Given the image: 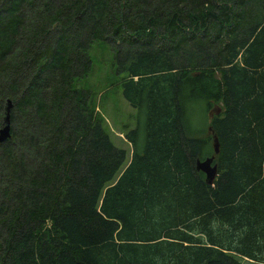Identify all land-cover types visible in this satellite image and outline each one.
Returning a JSON list of instances; mask_svg holds the SVG:
<instances>
[{"label": "trees", "instance_id": "obj_1", "mask_svg": "<svg viewBox=\"0 0 264 264\" xmlns=\"http://www.w3.org/2000/svg\"><path fill=\"white\" fill-rule=\"evenodd\" d=\"M94 42L129 159L78 86ZM8 100L0 264H264V0H0V127Z\"/></svg>", "mask_w": 264, "mask_h": 264}, {"label": "rangeland", "instance_id": "obj_2", "mask_svg": "<svg viewBox=\"0 0 264 264\" xmlns=\"http://www.w3.org/2000/svg\"><path fill=\"white\" fill-rule=\"evenodd\" d=\"M89 56L91 59L90 70L78 83V86L93 93V98L105 119V130L117 147L127 151V159H129L131 145L125 139V133L136 125V110L123 97L122 74L117 70L114 49L107 42H94L89 49ZM221 110L220 104L214 105L208 112L207 122L212 116L220 114ZM127 123L130 125H126ZM194 123H202V120H195ZM4 125L3 121L0 129Z\"/></svg>", "mask_w": 264, "mask_h": 264}, {"label": "water", "instance_id": "obj_3", "mask_svg": "<svg viewBox=\"0 0 264 264\" xmlns=\"http://www.w3.org/2000/svg\"><path fill=\"white\" fill-rule=\"evenodd\" d=\"M11 107V103L8 100L6 106V115L4 118L5 125L0 129V144L9 139L10 137V124H9V109ZM218 113V112H217ZM212 118V117H211ZM218 139L215 135H213V148L214 154L204 159H197L195 162V166L197 170H201L205 174L206 183L211 184L217 176V165L213 161L215 159V154L218 152Z\"/></svg>", "mask_w": 264, "mask_h": 264}]
</instances>
